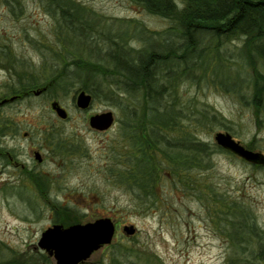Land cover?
Masks as SVG:
<instances>
[{"label":"rangeland","instance_id":"1","mask_svg":"<svg viewBox=\"0 0 264 264\" xmlns=\"http://www.w3.org/2000/svg\"><path fill=\"white\" fill-rule=\"evenodd\" d=\"M78 1L104 22H113L111 31L130 25V33L141 29L155 34L169 25L167 18L151 14L131 0ZM120 18L124 20L119 21ZM59 25L42 0H0V48L6 50L0 60V99L14 96L11 103L0 106V128L5 133L0 135V241L6 243L9 251L27 256L48 254L38 246V240L43 230L56 223L57 205H62L81 213V222L109 216L116 225L111 245L95 250L85 264H103L113 249L123 250L126 244L150 252L158 264H229L233 253L231 238L197 194H186L165 181L164 195L168 199L153 206L141 203L133 191L114 183L108 166L112 150L122 140L118 127L120 108L93 96L88 107H79L76 97L82 90L81 82L72 65L67 89L58 97L41 87L14 92L28 77L48 71L50 64L59 67L57 55L49 45L60 49L57 33L62 30L63 39L64 34L72 33ZM141 40L131 37L135 45ZM71 41L70 48H78L79 39L73 37ZM98 51L103 55V46ZM216 74L222 76L223 70ZM36 89H41L40 93L36 94ZM181 89L184 95L210 104L228 119V128L220 125L209 129L201 134L204 139L216 142L218 131L231 133L244 145L255 138L259 147L253 150L264 153V124L258 126L250 103L204 79L183 81ZM53 101L67 110L66 118L57 114ZM108 110L114 114L108 129L90 125L91 115ZM52 132L62 140V149L53 148ZM32 147L42 150L47 158L38 160ZM11 155L17 162L10 159ZM257 164L235 153L218 151L212 154L211 168L205 175L220 190L240 196L264 228V163ZM130 224L136 228L133 234L123 229ZM49 256L46 260L41 258L39 264L55 263L56 259ZM129 258L137 262L134 253Z\"/></svg>","mask_w":264,"mask_h":264},{"label":"trees","instance_id":"2","mask_svg":"<svg viewBox=\"0 0 264 264\" xmlns=\"http://www.w3.org/2000/svg\"><path fill=\"white\" fill-rule=\"evenodd\" d=\"M42 1L59 20L58 28L72 33L64 34V39L62 30L57 33L60 49L49 45L59 67L50 64L48 71L28 77L14 92L45 87L44 91L58 97L67 89L73 68L81 82L79 89L120 108L122 140L112 150L108 166L114 183L153 206L168 199L165 181L186 194H197L231 238L229 264H264V228L255 221L253 210L205 175L214 152H233L201 134L220 125L228 128V119L181 89L183 81L204 79L218 85L250 103L258 126H263L264 0H131L169 20L155 34L141 29L130 33V25L111 31L113 22H104L78 0ZM133 36L143 41L135 45ZM73 37L79 39L78 48H70ZM5 51L0 48V60ZM220 69L222 76L216 74ZM51 135H55L53 148L62 149V140L54 132ZM255 140L245 146L257 149ZM31 177L40 185L35 174ZM56 213L55 222H81L82 214L69 207L57 205ZM133 253L137 262L129 258ZM49 257L44 252L27 256L9 251L0 241V264H39ZM139 259L142 264L157 263L150 252L126 244L123 250L113 249L103 264H141Z\"/></svg>","mask_w":264,"mask_h":264},{"label":"water","instance_id":"3","mask_svg":"<svg viewBox=\"0 0 264 264\" xmlns=\"http://www.w3.org/2000/svg\"><path fill=\"white\" fill-rule=\"evenodd\" d=\"M34 91L38 94L41 89ZM9 99H14V96ZM6 100L7 98L0 99V104ZM91 100L92 95L83 89L79 91L76 97L77 105L82 108L88 107ZM52 106L60 117L66 118L68 116L67 110L57 101H53ZM113 121L114 114L111 110L90 116V125L100 130L108 129ZM215 139L218 144L251 163H264V153L247 148L229 132L218 131L215 134ZM36 155L40 157L39 152H36ZM123 229L129 234H133L136 230L132 224L124 225ZM115 230L116 225L109 216L68 225L56 222L42 231L38 246L56 259L53 264H85L95 250L112 242Z\"/></svg>","mask_w":264,"mask_h":264},{"label":"flooded vegetation","instance_id":"4","mask_svg":"<svg viewBox=\"0 0 264 264\" xmlns=\"http://www.w3.org/2000/svg\"><path fill=\"white\" fill-rule=\"evenodd\" d=\"M30 88L31 87H28V89L30 90ZM42 89L44 90L45 89V87H42ZM31 90H33V89H31ZM28 91V90H27ZM22 96V95H21ZM20 96V97H21ZM3 98H6V96H4ZM3 98H1V99H3ZM13 100L12 99H8V100H6L4 103H2V104H0V106H5L6 104H8V103H11ZM1 134H3V133H0V135ZM5 134V133H4ZM3 134V135H4ZM26 136H28V132H25V137ZM14 137H16L15 135H14ZM32 151L34 152V156L36 157L37 155L35 154V152H40V157H38L39 159L38 160H40V161H43V160H45L46 158H47V156H45V154L42 152V150H40V149H37V148H33L32 147ZM10 159L13 161V162H17V160H14V156L13 155H11L10 156Z\"/></svg>","mask_w":264,"mask_h":264}]
</instances>
